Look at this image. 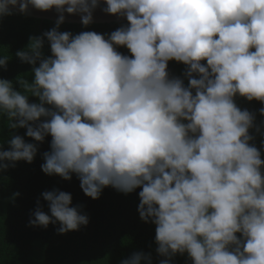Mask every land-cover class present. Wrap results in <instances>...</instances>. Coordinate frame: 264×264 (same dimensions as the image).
Segmentation results:
<instances>
[{
  "label": "clouds",
  "instance_id": "obj_1",
  "mask_svg": "<svg viewBox=\"0 0 264 264\" xmlns=\"http://www.w3.org/2000/svg\"><path fill=\"white\" fill-rule=\"evenodd\" d=\"M29 9L57 18L29 38L30 51L15 54L32 70L31 83L16 79L23 92L0 77V121L13 133L7 150L0 143V178L31 165L50 137L44 175L75 176L93 201L108 188L140 189L137 211L155 227L160 264L177 255L191 264H264V159L250 134L264 120L255 125L256 114L236 103L258 102L264 117V0H0V25ZM98 9L126 23L106 36L59 30L66 16L89 28ZM8 62L0 57V72ZM170 63L184 66L183 78ZM72 199L42 192L28 227L58 225V235L87 227ZM142 262L151 255L121 264Z\"/></svg>",
  "mask_w": 264,
  "mask_h": 264
},
{
  "label": "trees",
  "instance_id": "obj_2",
  "mask_svg": "<svg viewBox=\"0 0 264 264\" xmlns=\"http://www.w3.org/2000/svg\"><path fill=\"white\" fill-rule=\"evenodd\" d=\"M125 23L91 25L89 28L64 23L59 30L71 32L73 35L83 31H95L106 36ZM54 24L50 21L41 23L38 19L14 14L5 17L0 25V57L9 61L6 70L0 72V77L12 81L18 91L23 92V89L16 83L17 77L31 83L33 76L31 67L22 63L16 57V52L30 51L29 38L42 36ZM118 51L128 55L126 49ZM43 55H51L46 40ZM169 71L172 75L183 78L184 66L170 63ZM24 94L30 97V102H38L31 98V93ZM236 103L241 109L255 113L254 123L261 125L264 117L258 114L262 107L260 103H248L239 97L236 98ZM0 128V143L7 150V142L13 133L6 118L0 121ZM250 131L255 137L253 143L261 150L264 159V148H261L264 127L260 128L259 133L254 129ZM15 134L24 136L25 130H17ZM26 142L34 143L27 138ZM49 143L50 137L39 145L38 155L31 165L20 162L0 178V264H121V261L134 253L150 254L151 264H160L163 258L156 254L155 227L151 223L142 222L137 211L140 189L124 195L108 188L96 201L85 197L75 176L70 182H65L59 177H49L41 172L42 153L49 151ZM54 188L70 193L73 206H83V213L89 218L87 227L65 235L57 234L58 225H49L46 230L28 227L36 200L42 192ZM17 192L20 193L19 197L12 200L11 197ZM41 205L43 211L48 213L47 204L42 199ZM171 264L191 262L186 255H177Z\"/></svg>",
  "mask_w": 264,
  "mask_h": 264
},
{
  "label": "water",
  "instance_id": "obj_3",
  "mask_svg": "<svg viewBox=\"0 0 264 264\" xmlns=\"http://www.w3.org/2000/svg\"><path fill=\"white\" fill-rule=\"evenodd\" d=\"M101 7H105V6L102 5ZM29 12H30L29 15H23V16L38 19L41 23L43 21H50V22L55 23V20L57 18L54 11L49 12V13H39V12H36L32 9H29ZM16 14H19V13L16 12ZM122 22H126V21L118 20L116 17L107 16L102 11H100L98 9L94 13V22L92 25L122 23ZM65 24H75V25H78L79 27H82L79 16H66ZM40 29H41V26H40Z\"/></svg>",
  "mask_w": 264,
  "mask_h": 264
}]
</instances>
